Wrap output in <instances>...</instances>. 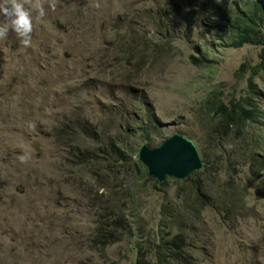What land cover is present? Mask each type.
I'll return each mask as SVG.
<instances>
[{"label": "rangeland", "instance_id": "obj_1", "mask_svg": "<svg viewBox=\"0 0 264 264\" xmlns=\"http://www.w3.org/2000/svg\"><path fill=\"white\" fill-rule=\"evenodd\" d=\"M41 2L29 46L14 32L0 40V264H131L138 240L153 261L165 202L187 228L192 264H264V166L253 174L232 135L231 147H214L203 109L209 92L250 94L241 65L258 64L261 46L216 36L203 16L215 0L193 1L196 12L189 0ZM252 85L264 111V72ZM134 106L153 109L161 138L184 136L201 158L215 151L199 177L208 198L195 200L192 180L155 186L136 158L125 167L93 158L96 140L123 132L121 113ZM223 149L236 165L223 163Z\"/></svg>", "mask_w": 264, "mask_h": 264}, {"label": "trees", "instance_id": "obj_2", "mask_svg": "<svg viewBox=\"0 0 264 264\" xmlns=\"http://www.w3.org/2000/svg\"><path fill=\"white\" fill-rule=\"evenodd\" d=\"M193 1L189 0V4H191L189 8L196 12L195 9H192V6H194ZM209 7L208 14H203V16L207 18L205 21H208L216 36L221 38L224 36L228 37L233 48H240L244 45L261 46L258 54V64L246 70L244 65H241L242 73L247 72V70L250 73L247 82L251 90L250 94L246 93L245 96L233 97L226 101L222 94L213 91L209 92L205 100H203L204 120L207 125L213 124L216 127V130L213 131L218 132V137H215L216 144L214 143V147L220 145V140H225L227 147H231V139H227L229 135L234 136L238 141L244 142L242 148L247 151L251 160L256 164L253 167L254 169H251V172L257 175L261 167L264 166L262 158H255L258 156L259 151L264 153V111L259 109L255 101L257 92L253 90L255 87L252 85V79L259 73L264 72V0H226L224 6L212 3L209 4ZM191 59L198 66L201 64L198 59L193 57ZM121 115L125 118L123 121V132L118 127L119 135L115 137L108 136L106 140L101 137V139L96 140L100 146H103H101V150L97 149V152L93 154V158L100 156L103 160L112 162L120 167H125L126 163L130 164L131 160L136 158L134 162L136 167L146 172L144 166L137 159V148L142 144H147L149 147L160 145L167 138L160 137V133L157 130V119L151 107L147 108L146 116L140 115L135 106L130 109L124 108ZM253 128H256L257 133H260L256 138L252 137L257 134L252 133ZM136 133L139 134V139L135 138ZM229 142L230 144H228ZM258 145H262V149H258ZM223 150L227 151L226 156L223 158V163L236 165L231 159V150ZM216 152L218 151L216 150ZM215 155V151H211L208 155L204 154L201 161L203 164H208L212 158H216ZM93 158H88L87 156L85 162H89ZM203 174L200 171L195 172L186 179L197 183L195 189L198 198H195L196 201L208 198L206 187L201 184V179H199ZM150 181L155 186L159 185L152 178ZM167 204L169 203L165 202L163 205L165 214L159 227L161 234L155 242L149 241L155 251L153 261L145 259L142 253L143 244L138 240L135 248L136 257L131 264H192L191 255L188 253L186 246L183 245L184 237L182 233L187 228L179 226L178 222L180 220L173 217L170 205ZM173 227H178V233L169 238L168 229ZM101 230L98 238L101 240L100 243L103 244V239L106 238V231Z\"/></svg>", "mask_w": 264, "mask_h": 264}, {"label": "water", "instance_id": "obj_3", "mask_svg": "<svg viewBox=\"0 0 264 264\" xmlns=\"http://www.w3.org/2000/svg\"><path fill=\"white\" fill-rule=\"evenodd\" d=\"M137 156L148 177L158 184L163 183L166 178L183 181L203 168L195 144L179 134L171 135L157 147L142 144Z\"/></svg>", "mask_w": 264, "mask_h": 264}, {"label": "clouds", "instance_id": "obj_4", "mask_svg": "<svg viewBox=\"0 0 264 264\" xmlns=\"http://www.w3.org/2000/svg\"><path fill=\"white\" fill-rule=\"evenodd\" d=\"M215 3L224 6L226 0H215ZM49 7L55 9L54 0H51ZM33 10L38 14V18L46 15L41 0H35L31 8L25 7V0H0V40L6 39L10 32H14L21 38L24 46H29L33 32Z\"/></svg>", "mask_w": 264, "mask_h": 264}]
</instances>
